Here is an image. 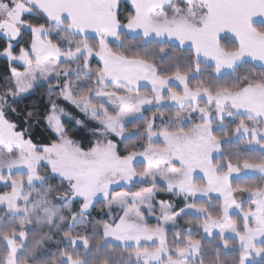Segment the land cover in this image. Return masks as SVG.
Here are the masks:
<instances>
[{"label": "snow or ice", "instance_id": "obj_1", "mask_svg": "<svg viewBox=\"0 0 264 264\" xmlns=\"http://www.w3.org/2000/svg\"><path fill=\"white\" fill-rule=\"evenodd\" d=\"M0 38V264H264V0H0ZM43 83L95 124L87 144L54 101L50 142L36 112L10 118ZM160 190L184 207L151 225Z\"/></svg>", "mask_w": 264, "mask_h": 264}, {"label": "trees", "instance_id": "obj_2", "mask_svg": "<svg viewBox=\"0 0 264 264\" xmlns=\"http://www.w3.org/2000/svg\"><path fill=\"white\" fill-rule=\"evenodd\" d=\"M33 23H43V18H32ZM31 34L30 32L25 31L24 34L18 39V43L14 46L16 53H18L20 46L25 45L26 42L30 40ZM6 39L0 38V51L3 50V48L6 46ZM96 66L95 60L93 61V67ZM12 67H19L17 65L12 64ZM10 76V68H9V62L8 60L0 56V86L5 84L7 82V79ZM48 85L42 84V86H38L31 95L26 96L24 99L20 100L18 102L17 108L20 112V115L16 117L15 115H10V118L15 119L17 123L20 124L21 128L28 127L27 125L23 124L22 121L24 120V114L26 111H34L39 116V123H37V117H33L32 125L29 128V131L32 134V138L34 142H50V138H55L54 134L52 133L51 129H49L44 122V115H46L47 110L50 108L51 102H56L57 104L63 105L65 108H67L71 113H73L77 118L81 119L83 121V125H76L72 121L64 120V123L66 126L69 127L70 132L69 134L72 135L74 139L81 140L85 144L88 143V140L92 137L89 135L90 131L93 127H95V124L87 119L77 108L69 104L68 102L64 101L61 97H59L58 92L54 91L51 94V100L49 99V93L47 91ZM142 92H148L149 89L147 88H141ZM162 110L164 112H169L170 109L168 107H163ZM157 111V110H156ZM153 113V110L147 109L143 113V118L151 117ZM143 118L140 122H143ZM234 127V125H232ZM19 130V129H18ZM219 132V130H217ZM252 155L258 156L259 153H251ZM259 178V175H256L255 177H245L240 180H233V184L235 183H254L257 182ZM149 185H146V187ZM136 187V186H135ZM161 187H163L161 185ZM161 191V190H160ZM158 198L160 200H175V196L171 194H166L163 192H160L158 194ZM178 203H181L180 200L176 199ZM181 205V204H180ZM102 208V201L97 203L94 208L91 209V217L95 219H102L105 217V210L101 211ZM186 219V218H185ZM186 224V223H185ZM54 247V245H51Z\"/></svg>", "mask_w": 264, "mask_h": 264}, {"label": "rangeland", "instance_id": "obj_3", "mask_svg": "<svg viewBox=\"0 0 264 264\" xmlns=\"http://www.w3.org/2000/svg\"><path fill=\"white\" fill-rule=\"evenodd\" d=\"M27 32H30V31H27ZM19 41V40H18ZM18 42H14V46L17 44ZM4 57V56H3ZM6 58V57H5ZM7 59V58H6ZM12 64H14V65H17V66H19L18 67V69L19 70H23L21 67H20V62H12ZM48 83H52V84H55V81H49ZM48 83H43V84H46V85H48ZM142 83V88H147V89H149L150 90V88H151V85L150 84H148L147 82H141ZM55 91H57L58 93H59V88H56L55 89ZM165 95H167V93L165 92ZM64 100V99H63ZM64 101H66V100H64ZM66 102H68L69 104H71V102H69V101H66ZM72 106H74L73 104H71ZM58 106L60 107V108H62V109H64V111L66 112V113H68V114H70V115H65V116H63L62 117V120H63V122H64V120H67V121H72V122H74L75 124H76V119H79V118H77L73 113H71L67 108H65L63 105H61V104H58ZM75 107V106H74ZM164 107H168L169 109H170V111L171 112H175L176 111V108L174 107V106H172V103L171 102H166V104L164 105ZM76 108V107H75ZM145 109L147 110V109H151V110H153V112H156V108L154 107V106H148V105H145ZM79 110V109H78ZM80 111V110H79ZM81 112V111H80ZM82 113V112H81ZM144 113V112H143ZM83 114V113H82ZM84 115V114H83ZM85 116V115H84ZM70 117H74L75 119H70ZM87 119H89L90 120V118L88 117V116H85ZM79 120H81V119H79ZM82 121V120H81ZM157 123H159V120H157ZM77 125V124H76ZM80 126V125H79ZM200 175H202V174H200ZM235 175L236 174H233V176L235 177ZM256 175H259V174H256ZM197 180H199V176H197ZM233 180H235V179H233ZM146 185H149L150 186V183L149 184H143V185H136V187H132L131 188V191H137L140 187H146ZM163 186V185H162ZM148 187V186H147ZM114 191H116V192H119V191H121V190H125V191H127L128 189L127 188H120V187H115L114 189H113ZM3 191H5V188H4V186H3V184L2 183H0V192H3ZM160 192H163V193H166V194H171V195H173V196H175V198L176 199H178V200H180L181 201V203H178V201H176V199L175 200H167V201H165V200H160L159 198H158V194L160 193ZM213 195V197H215V193H213L212 194ZM244 196H246V194H243ZM241 198V194H237V199H240ZM161 201H165V202H172V203H174L175 204V206H176V210L178 211L179 210V208H182V207H184V200H183V197L182 196H177V195H174V194H172V193H168V192H165V191H157V193H156V195H155V199H154V201H153V203L156 205V207H157V210H156V212L153 214V213H149L148 212V209H147V207L146 206H144L143 208H142V211L144 212V215H145V217H146V219H147V222L149 223V224H151V225H155L156 223H157V220H156V216L157 215H159V202H161ZM189 203L191 202V200H189L188 201ZM181 204V205H180ZM78 203L76 204V205H74V208H78ZM105 210V212H104V214H105V217H106V213H107V209L105 208L104 209ZM118 210L114 207L113 208V213H115V212H117ZM235 214V213H234ZM107 218V217H106ZM186 222H185V218H182L181 220H179L178 221V226H181V227H184V228H187V224H185ZM169 228L171 229V225H169ZM169 238H171V232H170V234H169Z\"/></svg>", "mask_w": 264, "mask_h": 264}]
</instances>
